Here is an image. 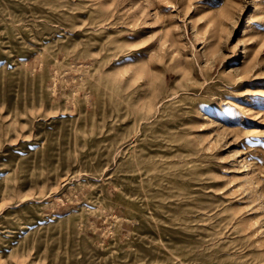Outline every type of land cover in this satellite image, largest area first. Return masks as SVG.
Instances as JSON below:
<instances>
[{
	"label": "rangeland",
	"instance_id": "1",
	"mask_svg": "<svg viewBox=\"0 0 264 264\" xmlns=\"http://www.w3.org/2000/svg\"><path fill=\"white\" fill-rule=\"evenodd\" d=\"M0 264H264V0H0Z\"/></svg>",
	"mask_w": 264,
	"mask_h": 264
}]
</instances>
